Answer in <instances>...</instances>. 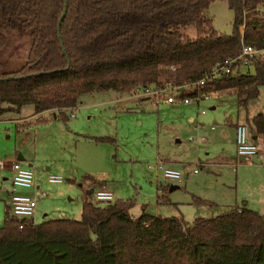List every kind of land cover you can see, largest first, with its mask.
Wrapping results in <instances>:
<instances>
[{
    "label": "trees",
    "instance_id": "1",
    "mask_svg": "<svg viewBox=\"0 0 264 264\" xmlns=\"http://www.w3.org/2000/svg\"><path fill=\"white\" fill-rule=\"evenodd\" d=\"M212 1L0 0V117L31 104L33 113L66 120L65 109L83 93L179 84L238 55L243 44L264 46V0H225L233 10L228 33L203 13ZM185 25L196 34L182 32ZM251 65L252 72L237 69L206 88L234 93L246 125L259 135L264 109L249 115L247 106L264 85V61ZM170 185L159 182L158 201H169ZM89 188L80 219L33 222L5 203L0 264H264V210L233 207L186 224L145 209L133 215V198L94 203ZM193 202L213 203L199 196Z\"/></svg>",
    "mask_w": 264,
    "mask_h": 264
},
{
    "label": "rangeland",
    "instance_id": "2",
    "mask_svg": "<svg viewBox=\"0 0 264 264\" xmlns=\"http://www.w3.org/2000/svg\"><path fill=\"white\" fill-rule=\"evenodd\" d=\"M203 13L212 18L217 31H231L233 10L225 0L212 1ZM180 30L190 36L196 34L194 25ZM240 70L252 72L253 66L242 65ZM224 92L227 91L212 92L198 107L194 102L153 103L151 98L142 100L133 91L88 92L80 95L76 107L65 109L66 120L50 111H41L36 119L28 116L27 121L22 116L33 113L31 104H23L17 111H5L0 119V222L10 189L9 162L19 154L23 157L22 165L34 175L33 187L18 188L35 197L33 222L62 217L80 219L86 186H101V180L106 181L116 198H133V215L145 209L151 214L178 216L186 224L196 216L215 215L228 210L230 205L240 204L242 193L254 196L264 183V155L254 156L252 165L237 166L238 181L237 170L219 158L221 147L232 153L235 129L229 122L237 118L244 122L246 114V109L237 105L235 94ZM212 104L215 108L210 107ZM186 108H192L191 113L207 130L213 125L205 143L196 140V122L187 121ZM260 108H264V85L258 97L249 101L247 112ZM202 109L204 114L199 113ZM71 110L74 115H70ZM32 123L34 126L27 127ZM102 136L113 139L99 138ZM160 155L185 162L172 165ZM156 159L163 166L179 169L180 180L168 181L160 171L149 169L148 165ZM207 159L210 162L204 163ZM49 174L60 175L62 181L47 180ZM159 182L178 185L165 192L167 202L157 200ZM193 196L214 199L217 204L194 203ZM89 199L104 204L94 201L92 193Z\"/></svg>",
    "mask_w": 264,
    "mask_h": 264
},
{
    "label": "built area",
    "instance_id": "3",
    "mask_svg": "<svg viewBox=\"0 0 264 264\" xmlns=\"http://www.w3.org/2000/svg\"><path fill=\"white\" fill-rule=\"evenodd\" d=\"M264 61V46H256L251 44H243L238 55L226 57L221 61H216L208 70H206L199 78L184 81L176 84L172 82L151 83L148 85L136 86L132 91L138 97L151 98L153 103L160 101L165 102H194L199 104L200 101L210 98L212 90L206 88V83L216 77H220L235 70H240L242 65H251L254 60ZM241 71V70H240ZM205 110L202 109L201 112ZM70 115H74L71 110ZM35 119L36 115L32 114ZM235 149L237 154L253 155L262 158L264 149L257 145L250 136L248 127L244 122H238L235 125ZM264 166V165H263ZM10 168V189L7 192L5 201L11 214L17 217H31L35 208V197L29 193L18 190L19 187H33L34 175L33 171L23 166L18 159H12L9 162ZM149 169L155 172L160 171L163 178L168 181L180 180L181 171L171 166H163L156 159L154 164L148 165ZM194 171H197L194 168ZM51 182L62 181V177L58 174H49L46 177ZM93 200L97 202H109L116 199L112 190L104 185L93 186Z\"/></svg>",
    "mask_w": 264,
    "mask_h": 264
},
{
    "label": "crops",
    "instance_id": "4",
    "mask_svg": "<svg viewBox=\"0 0 264 264\" xmlns=\"http://www.w3.org/2000/svg\"><path fill=\"white\" fill-rule=\"evenodd\" d=\"M224 93H227V92H224ZM142 100H146V99H149V98H147V97H140ZM160 102H163V103H165V104H170V105H175V104H193V103H191V102H187V103H182V102H165V101H160ZM160 102H158V103H160ZM195 105H197V107L200 105V103L199 104H195ZM77 106V105H76ZM211 108H215V105L214 104H212L211 106H210ZM195 109H196V106H195ZM264 109V108H263ZM262 108H260L259 110H254V111H252V113H250L249 115H252V114H254V113H256V112H260V111H262L263 110ZM191 110H192V108H186L185 109V111H186V118H187V121H189V123L190 124H193L194 122H196V123H194V130H196V132H198L197 133V135H198V137H195L196 138V140L197 141H199L200 143H205V141H207L208 140V137H207V132L209 131V130H211V129H213L214 127H213V125H211L210 127H209V129L207 130V128L204 126V123L200 120V119H198V118H196L194 115H193V113H191ZM9 112H13V111H9ZM199 112V111H198ZM199 113H205V111L204 112H199ZM32 114H35L36 116L39 114H37V113H31V115L29 114V115H26V116H22V117H24L25 118V120H27V121H30L29 119H28V116H32ZM3 116L1 115V117H0V119L2 118ZM6 117V116H5ZM36 119V118H35ZM13 120H15V119H13ZM17 121V120H16ZM33 120H31V122H32ZM239 121H238V118L236 119V121H230L229 123L232 125V128H233V130L235 129V125L238 123ZM244 123H245V121H244ZM33 124V123H32ZM32 124H27L26 126L27 127H29V126H34V124L32 125ZM25 127V126H24ZM23 127V128H24ZM247 127H248V125H247ZM18 130H21L19 127H18ZM248 130H249V127H248ZM235 132V131H234ZM249 133H250V136H251V138L253 139V141L257 144V145H259L260 147H264V134H259V135H252V133H251V131L249 130ZM235 134V133H234ZM193 137H191L190 139H192ZM235 137L233 138V141H232V147H231V150H232V153H230L229 151H226L223 147H221V150L220 151H218V153L220 154V160H221V162H223V163H230L232 166H233V169L236 171L237 170V181L239 180V175H238V169H237V166H240V168L244 165H252V164H254L255 163V160H254V156L253 155H246V154H237L236 153V149H235ZM178 141V140H177ZM159 157H161V158H164V159H166V160H168V161H170V162H172V165H174L173 163L175 162V163H177V162H185V161H177L176 159H174V158H172V157H169V156H164V155H160ZM23 157H22V155L21 154H19V157H15V158H13V159H18L19 161H20V163L21 164H23L22 163V161H21V159H22ZM206 162H210V160L209 159H207L204 163H206ZM203 163V164H204ZM27 165H30V163L28 162L27 163ZM205 165V164H204ZM193 172H197V171H194V168H193ZM101 182H104V184H101V185H104L106 188H108L107 187V183H106V181L105 180H101ZM35 186L37 187V184H35ZM96 186V185H95ZM108 189H110V188H108ZM172 189H174V188H172ZM111 190V189H110ZM170 191V190H169ZM238 195L236 194V196H235V198L237 197ZM240 197H241V202H240V204H238V203H236V204H234V206H232V205H230V207L228 208V209H230V208H233V207H241V206H247V207H250V208H252V209H255V210H257V211H260V210H262V208H263V210H264V183L263 184H261V188H260V190H258V191H256L255 192V194H254V196L253 195H248L247 193H242L241 195H239ZM208 199V198H207ZM211 201L213 202L212 204H214V205H216L217 203L215 202V200L214 199H211ZM4 204H5V201H4ZM261 212V211H260ZM136 215V214H135ZM175 216V215H174ZM178 217V216H177ZM195 218V217H194ZM31 219L33 220V217H32V215H31Z\"/></svg>",
    "mask_w": 264,
    "mask_h": 264
},
{
    "label": "water",
    "instance_id": "5",
    "mask_svg": "<svg viewBox=\"0 0 264 264\" xmlns=\"http://www.w3.org/2000/svg\"><path fill=\"white\" fill-rule=\"evenodd\" d=\"M62 16H63V14H62ZM62 16L60 17V19L62 18ZM58 30H59V26H58ZM17 157H19V155ZM172 188H173V185H170L169 190H172ZM92 189H93V187H90L88 191L91 192Z\"/></svg>",
    "mask_w": 264,
    "mask_h": 264
}]
</instances>
